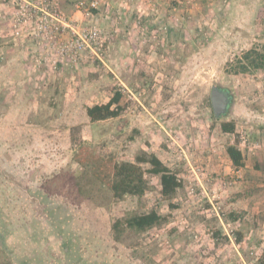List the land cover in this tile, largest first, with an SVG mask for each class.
Listing matches in <instances>:
<instances>
[{
	"label": "rangeland",
	"instance_id": "374dc122",
	"mask_svg": "<svg viewBox=\"0 0 264 264\" xmlns=\"http://www.w3.org/2000/svg\"><path fill=\"white\" fill-rule=\"evenodd\" d=\"M169 6L173 24L151 27L148 42L108 39L98 56L88 48L75 61L58 44L44 58L32 40L38 54L15 61L12 75L0 55V264H264V68L235 75L229 66L264 48V0ZM145 21L133 19L136 34ZM215 85L233 96L221 119L209 104ZM117 92L120 116L92 122L87 108ZM227 121L233 134L222 132ZM145 154L180 179L172 197L136 162ZM118 161L142 169V196L117 199L93 175ZM151 211L161 225L115 239L118 219Z\"/></svg>",
	"mask_w": 264,
	"mask_h": 264
},
{
	"label": "trees",
	"instance_id": "16d2710c",
	"mask_svg": "<svg viewBox=\"0 0 264 264\" xmlns=\"http://www.w3.org/2000/svg\"><path fill=\"white\" fill-rule=\"evenodd\" d=\"M263 51V47H252L245 51L242 57H237L234 62L229 64V66L234 68L235 75L263 69ZM220 88L223 89L222 87ZM121 98V93L117 92L107 104L88 107L87 116L92 122L117 118L123 111V107L120 106ZM209 104L211 106L210 98ZM114 105L117 106L116 109H112ZM221 118L223 117H220V119ZM221 129L222 132L226 134H233L235 132V123L232 121L224 122L222 123ZM227 153L235 168H241L244 166L243 154L236 146H229ZM136 162L140 164H149L151 166L149 172L156 176H160L162 194L165 197H172L182 186L177 175L165 166L156 155L145 154L144 156H138ZM91 170L101 184L107 186L117 199H122L127 196L140 197L146 191L147 182L144 179L142 169L134 163L118 161L114 163L110 171L99 172L97 167H92ZM164 220V217L155 211L136 213L127 216L124 219H118L113 224L112 230L115 239L119 241L125 231L144 233L158 227Z\"/></svg>",
	"mask_w": 264,
	"mask_h": 264
},
{
	"label": "crops",
	"instance_id": "0c3cea01",
	"mask_svg": "<svg viewBox=\"0 0 264 264\" xmlns=\"http://www.w3.org/2000/svg\"><path fill=\"white\" fill-rule=\"evenodd\" d=\"M59 1L61 8L69 16L76 17L78 15L75 13L73 5L76 0ZM125 1L126 0L107 1L105 5L102 6V9L95 13L94 18L91 20L107 33L106 35L112 45L124 43L123 38L133 33L132 37L128 36L132 44L143 43V41L148 42L150 41L148 34L150 33L151 27H153L152 30L154 29L153 32H156L162 25L172 23V20L169 17L167 18L166 15L171 0H159L155 6H152L147 0H130L129 3H125ZM18 2L19 0H0V55L6 59V62H9L7 63L9 64L7 66V72H9L10 75H12L13 70L19 71L18 68L15 69V61H21V59L29 61L35 53L38 54L37 50H39L36 45H33L32 41V32L35 29V23H31L24 27L17 26L14 23V15ZM137 16H145L146 20L145 27L138 34L136 33L139 32V30H135V24L133 22V19ZM165 17L166 19H164ZM126 31L127 34H125ZM145 33L146 37L144 38L142 34ZM37 43L40 44L39 42ZM112 51H115V49L111 50V53ZM44 53L43 51L41 54ZM27 71L30 73L33 72L30 70ZM38 72L40 73V71ZM0 92H7L2 85H0ZM20 92H22V90H20Z\"/></svg>",
	"mask_w": 264,
	"mask_h": 264
},
{
	"label": "built area",
	"instance_id": "2783aa9c",
	"mask_svg": "<svg viewBox=\"0 0 264 264\" xmlns=\"http://www.w3.org/2000/svg\"><path fill=\"white\" fill-rule=\"evenodd\" d=\"M109 0H76L75 13L84 19H93L95 13ZM126 0L125 3H129ZM152 6L159 0H147ZM17 26H27L35 23L32 33L33 40L45 46L44 58H50L51 48L56 47L58 56L77 60L81 53L90 49L97 56L108 36L96 26L81 28L80 22L74 16H69L62 8L59 0H19L14 15ZM238 176L241 170L236 172Z\"/></svg>",
	"mask_w": 264,
	"mask_h": 264
},
{
	"label": "water",
	"instance_id": "95a60500",
	"mask_svg": "<svg viewBox=\"0 0 264 264\" xmlns=\"http://www.w3.org/2000/svg\"><path fill=\"white\" fill-rule=\"evenodd\" d=\"M210 101L214 116L220 118L228 114L230 105L233 102V96L229 91L215 85L211 89Z\"/></svg>",
	"mask_w": 264,
	"mask_h": 264
},
{
	"label": "flooded vegetation",
	"instance_id": "af4514ba",
	"mask_svg": "<svg viewBox=\"0 0 264 264\" xmlns=\"http://www.w3.org/2000/svg\"><path fill=\"white\" fill-rule=\"evenodd\" d=\"M220 88V87H219ZM230 107H231V105H230Z\"/></svg>",
	"mask_w": 264,
	"mask_h": 264
}]
</instances>
